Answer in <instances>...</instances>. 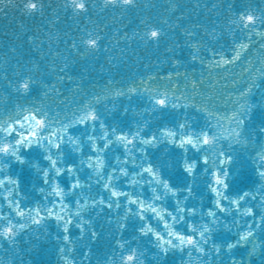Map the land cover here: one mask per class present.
<instances>
[{
	"label": "snow or ice",
	"instance_id": "6c2138e0",
	"mask_svg": "<svg viewBox=\"0 0 264 264\" xmlns=\"http://www.w3.org/2000/svg\"><path fill=\"white\" fill-rule=\"evenodd\" d=\"M10 8L19 11L24 28L23 33L15 30L16 37L31 47H10L0 61V264H30L20 237L46 238L49 220L59 228L52 236L59 242L58 264H91L90 242L101 235L93 218L101 216L110 226L107 234L114 232L116 238L98 264H148V249L139 246L140 238L154 244V264H168L174 254L180 256L176 264H193V253L196 264H225V256L227 264H253L257 253L264 257V95L253 99L264 82V0H194L193 7L181 0L159 5L154 0H0V15L7 17ZM201 9L210 13L208 19L199 15ZM37 16L45 23L25 27L27 18ZM106 31L122 34L125 48L136 41L159 47L170 33L175 39L166 44L164 59L143 64L146 73L119 79L109 75L102 85L86 84L91 70L73 72L74 57L91 58L107 50ZM53 44L58 51H52ZM188 62L201 66L199 75L196 67L190 69L191 80ZM107 63L109 68L101 65V72L115 70L119 61L109 56ZM235 66L239 73L231 71ZM101 107L110 116L120 111L127 117L131 111L135 118L125 126L115 120L109 124ZM191 110L206 117L203 126H196ZM173 111L181 114L172 117ZM165 140L164 155L170 147L180 150L186 185L174 186L150 156ZM258 140L260 148L248 157L249 170L240 162L237 146ZM33 151L41 152L46 166L29 163ZM20 167L40 173L41 198L33 204L25 205L22 177L13 172ZM167 167H173L171 156ZM201 170L211 177L208 188L215 205L205 209L212 223H203L202 229L190 219L198 208L188 204L196 197ZM234 182L245 186L230 191ZM94 187L99 191L93 193ZM169 196L176 198V207L162 203ZM82 208L87 215L80 213ZM132 222L137 225L136 246L124 238ZM233 224L238 226L235 235L217 238L221 231L231 232ZM237 249L243 254L237 256Z\"/></svg>",
	"mask_w": 264,
	"mask_h": 264
},
{
	"label": "water",
	"instance_id": "95a60500",
	"mask_svg": "<svg viewBox=\"0 0 264 264\" xmlns=\"http://www.w3.org/2000/svg\"><path fill=\"white\" fill-rule=\"evenodd\" d=\"M158 5L163 4L166 2V0H154ZM182 3H184L188 7H193L194 0H181ZM203 2V0H201ZM153 11H160L159 7ZM199 15L203 17L204 19H208L210 16V13L207 10H200ZM193 18H196L195 11L193 12ZM20 13L15 8L8 9V16L4 17L0 15V61L3 59L4 53L13 46H16L19 51H22L23 49L30 48L31 44L21 38H17L15 35V30H19L21 33H23L24 28L20 27ZM45 21L43 18L40 17H33L27 18L25 20V27L29 29H35L37 24H44ZM122 23H127V20L123 21ZM66 29L61 26V31H65ZM130 30V29H129ZM5 32H7V37H5ZM120 35L122 34H114L112 31H106V40L105 42L108 44V49H101L98 53H96L91 58H79L74 57L76 59V64L72 66V71L76 74H79L82 68H89L91 71L87 75L91 76L90 80L85 81L86 84H104L106 79L109 75H112L113 77L119 79V78H134L132 77V73L135 72L137 76L140 74L146 73L148 70L143 68L144 63L152 64L153 61L156 60H162L165 58V46L169 42V40H174L175 36L171 33L169 34V37L162 41L159 47H156L154 45H148L145 46L143 43L136 41L133 43H129L127 48H125L126 42L123 40H120ZM182 35V34H181ZM111 36L112 39H108L107 37ZM120 40L119 45L116 44V41ZM64 45L61 44L60 48H63ZM45 50L47 51V45L45 47ZM52 51H58L57 46L53 44ZM121 52H123V55H121ZM188 52V49H184L185 53V59H187L186 53ZM138 54V55H137ZM109 56H115L117 57V60L119 63L117 64V67L115 70L111 72H101L100 66L103 65L105 69L109 68V65L107 63V58ZM127 57V59H125ZM48 59L51 61L55 59V57L49 56ZM58 62V61H57ZM116 63V61H114ZM161 67H165L167 65H160ZM156 65H153V68H155ZM189 67V77L188 79H192V73L190 69L192 67L197 68V75H199L201 66L194 65L191 62H188ZM182 72L184 71L183 68L180 69ZM231 71H235L236 73L240 72V68L238 66H235ZM208 70L207 66H204V75L207 77ZM55 75L54 71L50 76L49 79L52 78ZM217 72H212V77L215 79L217 77ZM219 75H224V73H219ZM207 83V81H205ZM152 87H155V85H151ZM64 87L67 89L70 87V85L65 82ZM264 95V82L260 83V87L256 88L253 93V99L259 100L261 96ZM69 99L71 100V95L69 94ZM146 99V95H145ZM122 103L126 101H121ZM133 102L137 104L143 103V101L139 100L138 98L134 97ZM101 115L105 117L106 121L111 124L113 121H117L120 126L127 125L132 119H134V114L130 111L127 114V117H125L120 111H117L116 113L112 114L111 116L104 112L103 108L100 109ZM172 117H178L181 112L180 111H173L169 113ZM190 115L194 118V122L196 126H203L205 123L206 117H204L202 114L198 112V110H191ZM219 115L221 118V123L224 129L228 128V122L226 117L227 112L224 110L223 106L221 105L219 108ZM138 119V118H136ZM213 123L216 121L213 120ZM258 122V121H257ZM168 146L167 140H165L159 148L157 149H151L150 150V156L153 160H158L163 168L164 175L171 180L174 186H183L186 185L188 182L187 175L183 172V169L180 167L179 163V154L180 150L175 147H170L169 152L167 155H164V147ZM261 146V142L258 140L254 144H249L247 147H240L237 146V151L240 155V162L245 163L248 165V168L250 170L251 166L248 163V157L252 154L253 151L258 150ZM171 156L173 158V167L169 168L167 167L168 163V157ZM69 159L75 160V155H70ZM33 161L39 162L42 166H46L47 162L42 159L41 152L40 151H33L29 154V163L31 164ZM233 168H235V165H233ZM13 172L16 174H19L22 177V188L23 192L26 195V199L24 200L25 205L27 204H33L36 201L40 200L41 193L37 191L38 187L40 186V173L36 170L35 167H20V168H14ZM83 175H87V170H84L82 172ZM62 182L67 185L69 181L66 178H62ZM211 182V177L208 175V173H204L201 170V174L196 178V184L194 185L196 197L190 198L188 200V204L190 206L194 205L198 208V212L196 216L190 217V219H194L197 221V226L199 228H203V223H209L211 224V218L207 216L205 209L209 206L215 207L213 204V194L211 193L210 189L208 188V184ZM245 185L233 183L230 187V191H237L239 188L244 187ZM47 188V186H45ZM132 190V189H129ZM93 193L96 191H99V188H93ZM87 194V192L85 193ZM74 194L73 196L69 197V201L75 198ZM147 195V189L146 193ZM181 194V198H182ZM202 197V200L200 199ZM175 197L169 196L164 203L169 208L176 207L175 204ZM47 203V202H44ZM203 205V208H200V205ZM76 210L73 209V213L75 214ZM80 213L87 215V209L82 208L80 209ZM94 223L98 230L100 231L101 235L100 238L94 242L91 243V247L93 249L92 257H91V264H98L99 261H102L106 258V255L110 253V250L115 247L114 240L116 238V234L113 232L112 236H109L108 230L109 225L104 223L103 216L99 218H93ZM232 219V218H229ZM154 224H159L158 221H153ZM223 224V221H221V225ZM240 224H243V219L240 220ZM136 222L130 223L128 229L124 232V238L131 241L130 246H136L137 245V233H136ZM47 230V236L46 238H41L39 241L30 240L27 235H22L20 237L21 240V246L24 249V258L25 260L30 261V264H58V255H57V248H58V241H55L52 236L59 232V228L57 225L49 220L46 222V225L44 226ZM237 225L233 224L231 232H219L217 233L218 239L228 238L231 235H235L237 231ZM41 233L44 232V229H40ZM73 235L74 237L77 236V230L73 229ZM260 238L264 239V233L260 234ZM32 243H37L38 247L33 249L31 248ZM139 246L141 248H147L148 252L146 253V259L148 261V264H154V261L151 258V252L154 251V244L149 243L148 238H140L139 239ZM78 253L82 254L84 251L83 246H80L78 248ZM244 250L237 249L236 255L240 256L243 254ZM112 257H109L111 259ZM180 258L179 254H174L168 258V264H176V261H178ZM193 264H196V253H193L192 256ZM225 264H227V256H225ZM253 264H264V257H261L259 253L256 254V257L253 259Z\"/></svg>",
	"mask_w": 264,
	"mask_h": 264
}]
</instances>
